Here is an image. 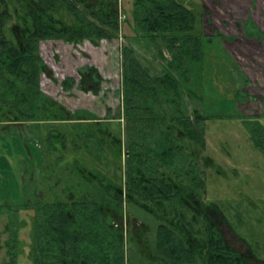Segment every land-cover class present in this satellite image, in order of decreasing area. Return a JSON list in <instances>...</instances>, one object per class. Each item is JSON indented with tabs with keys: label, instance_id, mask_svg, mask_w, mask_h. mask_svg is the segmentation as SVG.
<instances>
[{
	"label": "trees",
	"instance_id": "16d2710c",
	"mask_svg": "<svg viewBox=\"0 0 264 264\" xmlns=\"http://www.w3.org/2000/svg\"><path fill=\"white\" fill-rule=\"evenodd\" d=\"M132 1L134 37L143 45L161 41L171 56L160 75L142 63L123 33L122 0H0V124L42 127L41 193L22 203L33 213L34 264H127L126 203L157 220L155 249L170 264L198 259L202 264H245L216 224L218 206L204 203L201 149L207 146L210 116L186 104L193 98L190 84L201 83L196 71L210 42L202 30L203 2ZM121 36L120 115L72 111L45 96L42 74L52 70L41 57L42 41ZM94 75L99 76L95 68L85 72L82 87ZM74 83L65 79L63 87L69 90ZM164 104L173 106L172 114ZM250 123L256 146L264 150V126L258 120ZM201 220L203 233L196 226ZM18 225L15 216L9 230L11 264L18 257Z\"/></svg>",
	"mask_w": 264,
	"mask_h": 264
},
{
	"label": "rangeland",
	"instance_id": "374dc122",
	"mask_svg": "<svg viewBox=\"0 0 264 264\" xmlns=\"http://www.w3.org/2000/svg\"><path fill=\"white\" fill-rule=\"evenodd\" d=\"M204 4L206 34H214L215 27L226 30L222 24L223 20L229 18L230 1L204 0ZM121 9L122 14L127 17L123 23L122 31L136 48V56L150 68L153 75L162 74V64H166L171 58L167 48L161 41L156 42L155 45H143L139 38L134 37L132 0H122ZM123 15H121V20L124 19ZM228 22L230 21L226 23ZM123 38L121 36L112 40L104 39L98 43L84 40L77 44L66 43L62 40L42 41L40 53L47 66L52 70L51 74L43 73L42 75L41 85L45 96L72 110L76 108L89 109L99 117L120 115L123 110L121 71V48L125 43ZM220 46L219 43L217 52ZM161 53L165 56L164 59L161 58ZM221 56L220 54L219 57ZM160 59L163 61L161 62ZM241 60L242 62L245 60L246 64L233 63V68L235 71H241L242 74L237 78V83L233 79L234 82L232 80L231 84L247 85L245 73L257 71L264 86V56L259 58L261 64L259 66L251 64L247 58H240ZM88 65L97 67L100 74V77L94 75V80L99 82H93L97 88L87 86L85 87L87 89H84L80 84V74ZM68 78H73L75 81L74 86L69 90L63 87V81ZM218 84L225 87V84L221 82ZM218 84H214V81L207 75V80L203 84L204 89L200 90L201 95L206 97L205 101L208 104L213 103L209 106L210 111H215L213 107L225 111L220 112L219 115L211 116L206 122L207 146L205 149H201V161L206 171L207 181L204 203L211 206L210 203L214 202L218 206L219 210L214 218H217L216 224H218L226 243L243 254L245 258H242L246 259L248 264H264V150L256 146L255 133L252 125H248L246 116L232 112L231 108L233 107L225 101L226 98H230L225 96L229 91L224 89L225 91L221 92ZM229 84L230 82H228ZM231 84L229 89H231ZM235 91V89L231 90L232 93ZM239 92L242 95L243 91L239 90ZM245 93L247 94V92ZM261 94L264 95V89ZM224 101L226 103H223ZM256 102L262 104L261 109L264 111V102L261 103L257 100ZM186 104L188 109L197 106L195 110L204 115L203 105L198 98H192L189 104ZM204 106L205 109H208L206 103ZM161 107L168 111V115L173 113V106L164 104ZM260 117L262 125H264V115ZM111 124L115 130L116 122H111ZM32 134L35 140L37 135L33 131ZM26 137H28L26 141H30L32 136L27 133ZM31 146H33L36 155L33 166H39L40 162L37 158L39 149L34 147V144ZM101 164L103 165L104 162ZM109 171L111 174L118 173L114 168ZM109 171L105 168V172ZM0 174L3 176L0 177V198L8 197L11 199V202H6L8 205H16L20 208L15 211L4 206L3 202L0 203V264H11L9 230L10 220L15 216L19 223L17 228L19 247L16 264H34L33 213L24 209L22 198L16 200V194H14L16 179L5 158L0 160ZM139 222H142V225H139ZM122 224L123 228L127 226L128 234L131 235L128 236L126 243L127 264H168L165 257L157 253L155 249L157 220L151 214L126 203ZM196 226H200L203 233L204 221L201 220ZM139 250L144 251L143 253L146 255L140 253ZM196 264H202V262L198 261Z\"/></svg>",
	"mask_w": 264,
	"mask_h": 264
},
{
	"label": "crops",
	"instance_id": "0c3cea01",
	"mask_svg": "<svg viewBox=\"0 0 264 264\" xmlns=\"http://www.w3.org/2000/svg\"><path fill=\"white\" fill-rule=\"evenodd\" d=\"M229 1L231 4L228 14L229 18L223 20L222 24L226 28V30H221V28L215 27L214 30L216 32L214 34L207 35L205 30L206 11H204L205 4L204 0H202V30L206 36L210 37V42L206 48L207 53L204 57V64L202 65V67L200 66L199 69L201 70L196 71L197 80H200L199 82L201 83L190 84L192 87H194L193 99L198 98L200 100V103L203 105L202 109L204 110V115H209L211 117L219 115L220 112H225L223 111V109L217 110L214 107L213 110L215 111H210L209 106L213 105V103L211 102V104H208V102L205 101L206 97L204 95H201L200 90L204 89L203 84H205L208 75V77H210V79L214 81V84H218L219 82L225 84V87L218 84V88L221 89V92L225 90L229 91V93H226L225 96H229L230 98H226L225 101H227L228 104L233 107L231 108V110H233L232 112H234L235 114L239 113L243 116H246V118L248 119V123L257 119L262 124L260 116L264 115V111L261 109L262 104H258L256 102V100L260 101L261 103L264 102V95L261 94L264 86L260 78L258 77L259 73L257 71H247L245 73L247 77V80L245 82H248L247 85L241 83V85H233L231 84V81L234 79L236 82L238 78L233 68V63H238L240 65L246 64L245 60L244 62H242V60L240 61V58H247L250 60L251 64H257V66L261 65L259 58L262 55L264 56V0ZM227 21L230 22L226 23ZM98 41L94 43H98ZM219 43L221 44V46L218 48L217 52V46ZM220 54L222 55L221 57H219ZM91 68H95L97 70V67L88 65L80 74V82L81 80H83L84 73L88 72ZM97 73H99L98 70ZM92 80L95 81L94 78ZM228 82H230L231 84V89H229L230 84L228 85ZM232 89H235L236 91L232 93ZM239 90L243 91L242 95L239 94ZM245 92H247V94ZM188 100V98L183 99V102H186ZM225 101L223 103H226ZM204 102L206 103V107H208V109H205ZM32 131L35 133V135H37L35 137V140L33 139ZM41 131L42 127L38 124L34 126L0 124V160L5 158L7 165L10 167V171H13V177L16 179V181L14 182V194H16V200L18 198H22V203L27 198L31 197L32 194H35L37 192L41 193L42 185L41 182L38 181V179H41L40 163L39 166H33V161L36 159V155L34 154L33 146H31V144H34V147L39 148V139L40 135L42 134ZM27 133L32 136L30 141H26V138L28 139V137H26ZM31 140H33V142H31ZM40 156L41 153L37 157L39 162ZM0 177H3L2 174H0ZM26 186L28 188H26ZM1 202H11V199L8 197L0 198V203Z\"/></svg>",
	"mask_w": 264,
	"mask_h": 264
},
{
	"label": "flooded vegetation",
	"instance_id": "af4514ba",
	"mask_svg": "<svg viewBox=\"0 0 264 264\" xmlns=\"http://www.w3.org/2000/svg\"><path fill=\"white\" fill-rule=\"evenodd\" d=\"M40 54H41V53H40ZM87 79H88V78H87ZM93 82H94L93 80H91V83L89 82V80H87L85 86H86V87L89 86V87L97 88L96 84H94ZM139 225H142V222H139ZM155 237H156V234H155ZM237 252H238V251H237ZM240 254H241V253H240ZM241 255H242V257H244L243 254H241ZM244 258H245V257H244ZM166 260H167V259H166ZM198 261H200V259H198V260H197L196 262H194L193 264H196ZM244 261H245V264H248L246 259H244ZM167 262H168V264H170L168 260H167Z\"/></svg>",
	"mask_w": 264,
	"mask_h": 264
},
{
	"label": "built area",
	"instance_id": "2783aa9c",
	"mask_svg": "<svg viewBox=\"0 0 264 264\" xmlns=\"http://www.w3.org/2000/svg\"><path fill=\"white\" fill-rule=\"evenodd\" d=\"M123 15V14H122ZM123 17L125 18V15H123Z\"/></svg>",
	"mask_w": 264,
	"mask_h": 264
}]
</instances>
